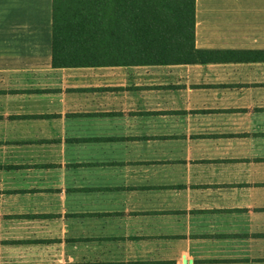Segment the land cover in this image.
I'll use <instances>...</instances> for the list:
<instances>
[{
  "label": "crops",
  "instance_id": "crops-1",
  "mask_svg": "<svg viewBox=\"0 0 264 264\" xmlns=\"http://www.w3.org/2000/svg\"><path fill=\"white\" fill-rule=\"evenodd\" d=\"M53 3L0 0V264H264V0L91 66L53 63Z\"/></svg>",
  "mask_w": 264,
  "mask_h": 264
},
{
  "label": "trees",
  "instance_id": "trees-1",
  "mask_svg": "<svg viewBox=\"0 0 264 264\" xmlns=\"http://www.w3.org/2000/svg\"><path fill=\"white\" fill-rule=\"evenodd\" d=\"M196 0H54L56 66L124 64L103 57L147 52L193 57Z\"/></svg>",
  "mask_w": 264,
  "mask_h": 264
}]
</instances>
